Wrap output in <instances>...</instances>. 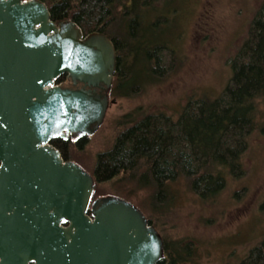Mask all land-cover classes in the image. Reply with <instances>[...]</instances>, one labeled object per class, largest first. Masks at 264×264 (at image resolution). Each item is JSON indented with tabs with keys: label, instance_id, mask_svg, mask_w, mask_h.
<instances>
[{
	"label": "water",
	"instance_id": "1",
	"mask_svg": "<svg viewBox=\"0 0 264 264\" xmlns=\"http://www.w3.org/2000/svg\"><path fill=\"white\" fill-rule=\"evenodd\" d=\"M118 65L113 40L56 23L42 0H0V264H158L164 240L132 201L52 142L94 135ZM62 76L68 85L57 83Z\"/></svg>",
	"mask_w": 264,
	"mask_h": 264
},
{
	"label": "trees",
	"instance_id": "2",
	"mask_svg": "<svg viewBox=\"0 0 264 264\" xmlns=\"http://www.w3.org/2000/svg\"><path fill=\"white\" fill-rule=\"evenodd\" d=\"M42 1L56 23L70 19L84 35L99 31L113 40L118 65L112 95L135 96L136 88L149 80L150 73L163 75L168 71L164 54L175 50L168 45L163 28L174 20L170 16L174 4H179L177 0ZM140 61L143 69L134 77L140 84L126 93L130 72ZM231 62L230 83L219 97L189 100L176 119L164 111L145 114L119 131L112 147L98 153L90 171L95 179V197L114 193L130 200L113 187L108 194L101 193L103 184L129 180L151 189L155 201H163L172 197L173 183L181 176L188 179L198 196L210 198L225 187L229 176L243 175L242 155L257 127V104L264 98V4ZM65 79L62 76L57 83ZM87 141L88 137L82 138L73 147L83 150ZM57 143L52 142L54 146ZM58 146L65 159H74L68 142ZM162 237L165 256L158 264L197 263L194 241L171 242ZM237 264H264V239Z\"/></svg>",
	"mask_w": 264,
	"mask_h": 264
},
{
	"label": "rangeland",
	"instance_id": "3",
	"mask_svg": "<svg viewBox=\"0 0 264 264\" xmlns=\"http://www.w3.org/2000/svg\"><path fill=\"white\" fill-rule=\"evenodd\" d=\"M177 1L170 16L174 20L163 28L168 45L175 50L164 54L168 71L150 73L149 80L146 76L143 81H147L136 88L140 83L134 77L144 65L142 61L135 64L124 90L138 89L135 96L111 94L116 102L110 104L104 123L88 137L86 147H70L74 158L70 159L89 172L98 153L110 149L118 132L134 120L159 111L176 119L189 100L219 97L233 74L231 60L264 4V0ZM257 105V127L242 155L244 174L229 176L215 196L201 198L181 176L173 183L172 197L163 201H155L151 189L129 180L103 184L101 193L121 189L169 241H194L196 264L239 263L264 239V98Z\"/></svg>",
	"mask_w": 264,
	"mask_h": 264
},
{
	"label": "flooded vegetation",
	"instance_id": "4",
	"mask_svg": "<svg viewBox=\"0 0 264 264\" xmlns=\"http://www.w3.org/2000/svg\"><path fill=\"white\" fill-rule=\"evenodd\" d=\"M68 83H69V80H68L67 77H66V79H65L64 81L60 82V84H62V85H68ZM110 97H111V96H110ZM80 139H82V138H80ZM80 139H68V140L57 139L58 143H57V145H56L55 147H57V148L61 151V149L59 148L58 144L61 145V143H63V142H68V146L72 147V146H74V144H76ZM61 153H62V152H61ZM62 155H63V154H62ZM64 159H65V158H64ZM66 160H72V159H66ZM73 161H75V160H73ZM77 163H78V162H77Z\"/></svg>",
	"mask_w": 264,
	"mask_h": 264
}]
</instances>
